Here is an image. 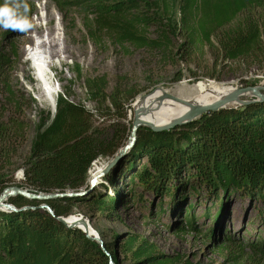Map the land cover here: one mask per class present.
I'll use <instances>...</instances> for the list:
<instances>
[{
    "label": "trees",
    "instance_id": "trees-1",
    "mask_svg": "<svg viewBox=\"0 0 264 264\" xmlns=\"http://www.w3.org/2000/svg\"><path fill=\"white\" fill-rule=\"evenodd\" d=\"M89 8L97 11L99 27L121 43L166 49L175 34L184 37L189 54L199 46L212 45L217 33L241 14L261 10L256 22L249 18L242 27L217 39L224 60L264 54V0H179V13L172 16L143 8L140 0H96ZM32 14L33 7L27 18ZM151 27L160 32L159 40L146 37L143 29ZM17 58L16 47L8 50L0 44V79L12 70ZM102 82H89L87 88L92 101L101 105L95 112L71 101L70 94L58 98L55 114L37 126L30 156L21 168L23 182L18 184L14 178L9 182L0 174V196L14 187L33 194L79 192L87 185L93 164L109 158L126 143L132 131L127 126L132 105L125 108L120 96L105 94V80ZM137 136L133 150L121 163V175L128 179L122 193L116 190L109 195L108 188L101 185L77 199L41 202L23 196L10 198L8 204L17 211L0 210V264H120L113 244L102 237L103 249L81 229L68 228L58 218L73 216L77 206H86L91 216L104 213L119 220L118 208L128 202L149 209L148 219L180 216L177 230L169 226L174 234L217 238L221 248L240 247L243 254L250 250L264 260V103L223 109L170 131L144 127ZM113 180L108 177L112 185ZM238 201L249 203L253 219L259 221L253 238L245 236L247 228L237 236L226 226ZM43 205L53 215L41 209ZM247 218L249 224L252 220L249 215ZM125 252L131 256V264H185L138 236L128 238ZM245 256L236 257L234 263L239 264V258Z\"/></svg>",
    "mask_w": 264,
    "mask_h": 264
},
{
    "label": "rangeland",
    "instance_id": "rangeland-1",
    "mask_svg": "<svg viewBox=\"0 0 264 264\" xmlns=\"http://www.w3.org/2000/svg\"><path fill=\"white\" fill-rule=\"evenodd\" d=\"M75 1L82 3L77 5L74 4ZM95 1L17 0L27 3L28 10L33 7V14L28 19L31 26L23 31L12 30L6 40L4 35L11 29L0 28V44L3 43L4 48L8 50L16 47L18 52L12 70L0 79V174L9 182H12L13 178L18 184L23 182L21 168L30 156L37 126L42 120L55 114L56 103L60 96L70 94L71 101L93 112L101 107L89 96L87 89L89 82L102 84V80H105V94L120 96L121 105L125 108L132 105L128 117L131 124H127L130 130L133 128L137 101L159 90L190 101L189 98L179 97L177 90L198 83L233 84L237 89L264 86V54L255 53L236 61L224 60L217 39L220 34L222 36L238 26L242 27L249 18L256 22L258 16L263 14L261 10L253 11V14H241L233 24L217 33L212 45L199 46L189 54L184 37L175 34H172L170 45L166 49L142 48L130 43H121L114 34L99 27L97 11L89 8ZM140 1L143 8L152 9L154 13L165 12L168 16L179 13V0ZM8 2L12 3L14 0ZM3 3L5 0H0V4ZM21 13L23 14L22 9ZM43 14L46 16V21H42ZM38 23H44V26L39 28ZM58 23L60 29L56 31L55 26ZM47 28L52 33L51 40L55 42L51 49L56 51L51 61L52 70L49 72L51 86H54L52 88L56 96L54 107L39 100L43 92L42 85L35 77L36 72L27 59V51L31 49L29 47L31 46L32 49L37 47V41ZM143 31L149 39H160V32L155 27ZM132 96L135 98L129 102ZM254 99L250 95L242 100ZM231 107H240V105H231L229 108ZM130 135L131 132L126 141L130 139ZM125 158L126 156L97 179L93 188L91 187L93 176L90 172L89 181L82 189L87 193L86 196L101 185L108 188L106 193L109 195H114L116 190L119 193L126 191L128 179L121 175L120 171L121 163ZM110 161L101 158L94 164L99 169L101 167L106 169ZM94 164L91 171L95 168ZM109 176H113L114 186L109 183ZM149 199L158 202V199ZM155 210L156 206L153 208V211ZM232 211L226 226L237 236L247 228L245 236L249 235L253 238L258 231L259 221L253 219L255 213L252 212L249 203L243 205L238 201ZM244 211L252 220L249 224H247L248 218L246 219L248 215L244 216ZM198 212L199 215L202 214V211ZM118 216L119 220L108 218L104 213L91 216V211L86 206H77L73 215L86 221L101 240L103 237L105 242L113 244L112 248L120 264L132 262L131 256L125 252V243L132 236L156 244L160 252L178 258L185 264H236L235 258L244 255L246 256L239 258V264H264V260L253 255L250 250L243 254L240 247L221 248L217 238L210 240L195 233L174 234L169 226L174 227V230L180 227L182 218L177 214L175 216L166 214L161 219H148L151 216L149 209L144 210L128 202L119 206ZM203 222L202 219L200 225ZM261 234L264 237V228H261Z\"/></svg>",
    "mask_w": 264,
    "mask_h": 264
},
{
    "label": "bare ground",
    "instance_id": "bare-ground-1",
    "mask_svg": "<svg viewBox=\"0 0 264 264\" xmlns=\"http://www.w3.org/2000/svg\"><path fill=\"white\" fill-rule=\"evenodd\" d=\"M46 21V16L42 15V21ZM39 22V21H38ZM46 24V23H45ZM60 23L55 26V30L59 31ZM39 28L44 26L43 24L38 23ZM51 31L47 28V30L41 35L40 39L37 41V47L34 49H29L27 51V59L31 62L32 67L34 69L35 77L41 83L43 92L39 97V100L48 103L51 107L55 105V91L51 86V79H49V72L52 70L51 61L53 59L56 51H52V45L55 43L51 40ZM54 87V86H53ZM235 91L233 84L228 85H217L206 84V83H198L192 87H181L177 90V95L179 97L189 98L190 102L194 105L206 106L216 103L224 98L227 95L231 94ZM166 92L157 91L152 95L147 96L145 99H141L137 101L135 105V111L139 114L142 120L147 122H152L156 126H165L170 124L171 122L177 120L188 112V108L180 105L176 102L166 100L161 102L162 96ZM57 94V93H56ZM250 96V95H248ZM231 106V105H230ZM54 109V108H53ZM95 168L91 171V174L94 177H97L105 167H101L100 169L95 165ZM66 219V218H65ZM80 219L76 217H69L66 222L67 224H78ZM79 228L85 231V226L79 225ZM91 228V227H90ZM88 234L90 237L95 238L97 236L96 231L92 228L90 229Z\"/></svg>",
    "mask_w": 264,
    "mask_h": 264
},
{
    "label": "water",
    "instance_id": "water-1",
    "mask_svg": "<svg viewBox=\"0 0 264 264\" xmlns=\"http://www.w3.org/2000/svg\"><path fill=\"white\" fill-rule=\"evenodd\" d=\"M248 95H251V97L255 99L251 101L242 100ZM146 97H143L141 99H145ZM166 100H170L180 105H183L184 107H187L189 110L185 115H183L182 117L178 118L177 120L165 126H156L152 122H147V121L142 120L141 117H139V114L134 110L133 128L131 131L130 139L126 141V143L127 142L128 143L127 144L125 143L114 154H112L109 158H107V159H110L111 161L108 163L106 169L100 175H98L97 178L92 180L91 182L92 188L95 185L97 179H99L102 175L107 173L120 159H122L124 156H127L133 150L137 142L138 132L141 128L145 127V128L151 129L154 132L170 131L177 127H183L188 124H191L194 121L198 120L199 118L207 114L217 113L223 109H228L230 105L247 106L253 103H259V102L264 103V86L246 87V88H238V89L235 88V91L227 95L226 98L220 101H217L214 104L206 105V106L194 105L190 101L179 99L168 93H165L162 96L161 102H164ZM86 195L87 193L83 190L79 192H69L65 194H62V193L61 194H44V193L33 194L27 190L14 187V188L6 189L4 193L0 196V210L16 212L17 211L16 208L8 204V200L16 196H23L24 198L30 201L48 202V201H52L56 199H65V198L77 199V198H82ZM41 209H47L53 215L52 210L47 205L41 206ZM58 220L62 222L64 225H66L68 228H77L79 225L85 226L84 233L87 235V237L91 240L98 242L101 248L104 249V242L100 239V237L92 238L88 234L87 231H89L90 226L88 225L86 221L80 220L78 224L68 225L66 222V219L58 218Z\"/></svg>",
    "mask_w": 264,
    "mask_h": 264
},
{
    "label": "clouds",
    "instance_id": "clouds-1",
    "mask_svg": "<svg viewBox=\"0 0 264 264\" xmlns=\"http://www.w3.org/2000/svg\"><path fill=\"white\" fill-rule=\"evenodd\" d=\"M27 11V3L17 2V0L9 3L8 0H5V3L0 4V28L23 31L30 27V22L26 16Z\"/></svg>",
    "mask_w": 264,
    "mask_h": 264
},
{
    "label": "built area",
    "instance_id": "built-area-1",
    "mask_svg": "<svg viewBox=\"0 0 264 264\" xmlns=\"http://www.w3.org/2000/svg\"><path fill=\"white\" fill-rule=\"evenodd\" d=\"M77 219H80V220H82V218H77Z\"/></svg>",
    "mask_w": 264,
    "mask_h": 264
}]
</instances>
